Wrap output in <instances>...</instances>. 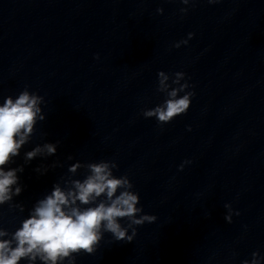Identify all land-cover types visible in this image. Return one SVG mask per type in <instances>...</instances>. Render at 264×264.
I'll return each instance as SVG.
<instances>
[{"label": "clouds", "instance_id": "9594fccd", "mask_svg": "<svg viewBox=\"0 0 264 264\" xmlns=\"http://www.w3.org/2000/svg\"><path fill=\"white\" fill-rule=\"evenodd\" d=\"M180 2L187 5L195 0ZM217 2L208 0L210 4ZM180 11L186 13L188 9ZM157 12L162 13L163 9H157ZM193 35L189 33L188 39ZM188 39L177 42L174 47L187 45ZM168 81L170 83H166ZM189 87L184 72H176L170 79L169 75L160 71L157 91L165 94V99L154 108L144 110L143 116L154 117L163 125L185 114L195 94L187 91ZM42 101L43 97L25 88L17 98L8 96L0 105V205L21 192L20 187L13 191L12 186L17 184V172H22L23 166L7 171L4 166L18 156L21 147L28 143L37 120H44L40 107ZM56 151L54 144L38 145L25 154V160L31 161L38 155L52 156ZM79 167L80 164L73 165L69 171L75 172ZM117 167L114 161L89 163L87 168L90 174L82 181L71 180V187L67 191L55 185L50 195L37 202L12 238L0 240V264H20L21 260L32 264L37 258L42 264H63L65 259L69 264H74L73 254H94L104 233H110L115 241L132 242L137 234L136 226L153 223L157 217L141 214L143 208L137 206L139 194L132 191L133 184L127 175L119 178L113 175V169ZM180 167L182 170L183 164ZM77 202L92 206L81 208ZM225 207L231 213V205L226 204ZM235 214L239 215V212ZM123 219L127 220L126 226L120 222ZM225 219L231 223V214ZM7 235V231L0 229V237ZM262 259L264 257H260L258 252H253L251 261L245 260L243 264H261Z\"/></svg>", "mask_w": 264, "mask_h": 264}]
</instances>
